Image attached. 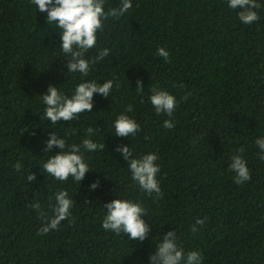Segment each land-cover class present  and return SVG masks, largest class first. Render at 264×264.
I'll return each instance as SVG.
<instances>
[{
  "label": "trees",
  "instance_id": "trees-1",
  "mask_svg": "<svg viewBox=\"0 0 264 264\" xmlns=\"http://www.w3.org/2000/svg\"><path fill=\"white\" fill-rule=\"evenodd\" d=\"M257 2L260 19L248 25L228 0H132L119 20L105 21L86 56L91 60L105 47L110 55L85 77L68 73L59 30L47 23V13L32 0H0V264H150L168 231L177 233L185 253L200 251L203 264H264V153L255 144L264 138V0ZM120 4L105 0V11ZM160 47L170 62L157 55ZM108 80L114 82L110 96L94 94L91 112L56 124L45 118L40 96L49 85L70 97L82 82ZM154 88L179 101L171 118L152 107ZM128 105L133 111L125 113ZM120 114L140 125L135 137L114 135ZM166 119L173 129L163 127ZM88 128L105 148L84 152L90 171L80 183L42 172L60 151H43L50 132L79 145ZM118 145L129 146L134 158L158 154L162 199L133 183ZM234 154L243 156L252 177L240 185L229 167ZM31 173L35 182L27 180ZM61 190L73 200L71 216L38 234L43 222L31 204L39 202L51 217L49 197L54 204ZM117 198L147 208L143 219L151 231L143 242L103 229V206ZM204 217L193 234L192 225Z\"/></svg>",
  "mask_w": 264,
  "mask_h": 264
},
{
  "label": "clouds",
  "instance_id": "clouds-1",
  "mask_svg": "<svg viewBox=\"0 0 264 264\" xmlns=\"http://www.w3.org/2000/svg\"><path fill=\"white\" fill-rule=\"evenodd\" d=\"M36 9L41 13H47V23H54L61 36L60 48L67 58V70L69 72H79L87 76L92 65L103 60L110 55L109 48L98 49L97 55L91 60L86 54L90 49L97 47L98 33H102L104 23L109 18L119 20L132 8V0H121L119 7L110 8L105 11V0H32ZM257 0H228V7L238 11L239 20L251 25L257 22L260 17L255 9L261 8ZM157 55L166 62H170L169 52L160 47ZM114 86L112 80L103 83L95 81H85L78 84L74 93L69 97L58 90L57 86L49 85L47 92L40 96L44 108V116L51 124L60 121L75 120L84 112H91L94 104V94H100L107 98ZM183 87V85H181ZM138 92H142V82H137ZM191 93L183 97L187 100ZM152 107L157 115H166L171 118L179 103L177 98L169 91L154 88L153 94L149 97ZM133 111L132 105H128L125 113ZM165 129H173L175 124L172 119H166L163 123ZM114 135L117 137H135L140 131V125L126 114H120L114 122ZM34 134V133H33ZM93 129H87L89 138L84 139L82 144L68 145L64 138L59 137L55 131L50 132L46 140L44 152L50 153L53 148L60 151L49 156L47 161L41 165L43 173L52 176L58 181H67L70 177L80 183L87 172L90 171L88 163L84 158V152H94L103 150L105 144H98L91 139ZM256 146L264 153V138L255 141ZM116 151L124 160L128 162V169L131 173L133 183L139 187L147 196L154 200L163 198L160 182L157 174L160 172V165L156 163L159 159L155 152L144 154L134 158L131 148L127 145H118ZM245 149L241 147L238 153H243ZM264 160V154L259 155ZM230 170L235 173L234 182L240 185L251 180V173L247 167V162L240 154L231 157ZM22 163L14 165L16 172H21ZM28 182H35L36 175L31 173L27 176ZM99 181L93 182L90 187L96 189ZM154 194V195H153ZM53 197H49V209L51 217L41 208L39 202L31 204L37 211L38 218L43 222L38 234H47L49 231L57 230L62 221L71 216L73 200L65 190L55 193V203L52 204ZM106 214L102 220V227L106 232L116 235L123 233L128 240H138L143 242L151 231L150 225L143 219L148 216V210L139 201L131 199L117 198L103 206ZM208 218H197L191 227L193 234L199 232L198 226H203ZM154 254L149 257L150 264H203V256L200 251L193 250L185 253L183 247L178 243V236L175 231H168L156 243Z\"/></svg>",
  "mask_w": 264,
  "mask_h": 264
}]
</instances>
